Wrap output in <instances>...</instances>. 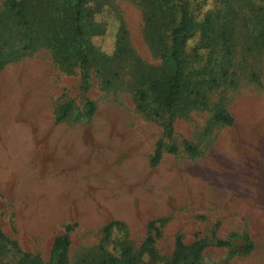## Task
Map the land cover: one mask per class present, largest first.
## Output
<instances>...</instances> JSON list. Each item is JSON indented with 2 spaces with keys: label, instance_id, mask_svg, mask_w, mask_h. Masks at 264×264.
Returning a JSON list of instances; mask_svg holds the SVG:
<instances>
[{
  "label": "rangeland",
  "instance_id": "374dc122",
  "mask_svg": "<svg viewBox=\"0 0 264 264\" xmlns=\"http://www.w3.org/2000/svg\"><path fill=\"white\" fill-rule=\"evenodd\" d=\"M76 1L0 0L1 231L43 264L67 226L70 264H169L179 236L206 241L181 264H264V0H88L81 35ZM182 2L195 34L167 111Z\"/></svg>",
  "mask_w": 264,
  "mask_h": 264
},
{
  "label": "trees",
  "instance_id": "16d2710c",
  "mask_svg": "<svg viewBox=\"0 0 264 264\" xmlns=\"http://www.w3.org/2000/svg\"><path fill=\"white\" fill-rule=\"evenodd\" d=\"M88 0H77L74 6L75 9V24L76 31L78 35L82 34L80 23L82 20V8ZM192 19L190 17L189 9L186 3H180V16L178 24L171 32V45L168 46L167 57L170 60V65L172 68V73L169 77V82L166 83L163 97L161 99V104L165 107L167 111H170L174 108L179 97L182 95L183 91V51L187 44V40L194 36L195 31L193 28ZM83 65V76L87 79L86 72L88 69V60L86 58L82 59ZM159 82H155L148 90L141 89L138 93V101L142 108L145 106V98L149 97V93L156 91L157 85ZM86 88V87H85ZM95 105L89 103V109L86 111L87 116H92L95 113ZM71 110V104L64 105L57 117L56 122H60L68 117ZM215 120L218 123H224L226 125L232 124V119L225 112H220L215 115ZM163 145L159 143L156 147L154 157L152 159V164L156 166L162 159L163 156ZM187 150L191 155L197 154V149L191 145H187ZM172 152L175 153L177 150L172 149ZM156 222H151L149 224L150 230H154ZM114 226H118V223H110L104 228V233L106 238L110 237V232ZM69 226L66 227V233L56 237L52 246V253L50 257L49 264H70V250H71V239L69 236L70 231ZM247 245H245L246 250H252L253 244L248 239ZM153 239L148 237L146 241V249L151 252L150 248L152 246ZM219 246L228 247L231 246L229 242L219 241ZM0 246L4 247L5 250L8 247H11L19 254L22 255L18 264H43L41 260L37 257L32 256L31 254L23 252L15 241L10 240L0 229ZM206 248V241L200 240L193 245L186 246L182 237H178L175 241V248L172 254L169 264H181L189 254L195 255L196 258H199L203 250ZM124 256L128 255L129 248L124 249ZM152 253V252H151Z\"/></svg>",
  "mask_w": 264,
  "mask_h": 264
}]
</instances>
